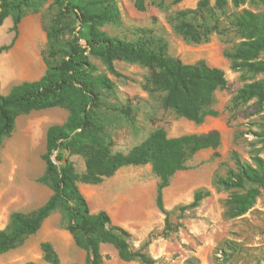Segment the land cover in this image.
I'll return each instance as SVG.
<instances>
[{"label":"trees","instance_id":"trees-1","mask_svg":"<svg viewBox=\"0 0 264 264\" xmlns=\"http://www.w3.org/2000/svg\"><path fill=\"white\" fill-rule=\"evenodd\" d=\"M47 0H0V26L12 17L13 43L19 36V28L29 13H39ZM183 0H172L178 4ZM246 0H198L193 9H183L169 15L174 32L187 43L205 44L213 34L219 33L221 20L216 11H225L230 3L240 7ZM264 7V0H254ZM139 10H144L145 0H137ZM159 7L167 9L165 0ZM64 13L72 14L80 28L74 29V37L64 40L59 27L47 32L51 58L62 57L59 63L47 62V71L38 81L15 86L8 95L0 93V147L15 130L16 119L49 108H63L69 112L65 123L53 125L47 133V151L43 155L45 173L38 182L48 186L53 194L48 201L29 212H14L9 225L0 230V255L22 246L36 234L44 222L59 211L66 230L75 244L86 251L82 264H104L102 245H112L124 262L157 264L146 251L151 240L139 250L132 248V234L122 226L113 224L106 211L92 213L88 199L79 184L97 186L112 178L123 167L150 165L158 178L156 205L165 215L163 236L174 232L170 222L171 212L165 208L164 191L170 187L179 172L188 169L187 163L200 151L217 149L221 135L213 130L203 134H186L169 137L163 128L153 131L140 145L128 153L115 150L113 130L119 124L120 113L127 114L129 108L117 106L111 101L115 96V84L106 73L97 74L90 61L95 56L103 61L107 71L122 77L115 62L139 63L150 69L146 78V89L164 94L163 106L178 117L197 125L209 116H217L214 109L216 94L227 88L225 72L210 66L205 60L186 64L168 54L166 40L151 30L136 40L128 41L109 36L102 30L106 25L118 26L122 17L116 0H66ZM226 22L245 39L229 57L232 68L243 75H264V12L244 9L230 14ZM85 41V45L81 42ZM10 46L0 48V53ZM238 102L247 103L256 99L264 105V78L246 83L237 93ZM264 140V130L260 135ZM85 160V170L79 173L65 152ZM55 156V161L53 159ZM235 168L226 176H217L215 184L220 189L231 191L226 202L225 214L238 218L247 214L256 204L264 190V159L254 156L252 163L243 162L233 153ZM211 196L207 189H198L193 201L181 210H195L201 202ZM223 256L230 258L239 253L238 243L225 242ZM44 260L50 264H61V259L50 242L41 244ZM229 252V253H228ZM196 259H189L193 264ZM26 264H35L28 262Z\"/></svg>","mask_w":264,"mask_h":264},{"label":"rangeland","instance_id":"rangeland-1","mask_svg":"<svg viewBox=\"0 0 264 264\" xmlns=\"http://www.w3.org/2000/svg\"><path fill=\"white\" fill-rule=\"evenodd\" d=\"M160 1L145 0L144 10H139L137 0H116L122 17L121 24L106 25L102 30L109 36L128 41L136 40L145 34L144 31L151 30L166 40L170 56L179 58L186 64L205 60L210 66L222 69L228 81L227 88L216 94L214 109L218 115L209 116L202 124L197 125L166 109L162 102L164 94L146 89V78L150 74L148 67L139 63L116 61L117 71L122 77H115L107 71L100 58L90 56L97 74H108L115 84V96L111 101L117 106L129 108L127 114L120 113L119 124L113 130L115 150L128 153L158 128L165 129L169 137L216 130L221 135V144L217 149L197 153L187 163L188 169L177 173L166 189L165 208L171 212L170 222L175 229L167 236L162 234L165 215L156 205L158 178L150 165L123 167L114 177L106 179L100 185L92 188L82 186L83 194L93 213L106 211L113 224L124 227L132 234L133 249L139 250L151 240L146 251L157 264H187L189 259H196L197 264H264V190L247 214L231 219L225 214L231 191L220 189L215 184L217 176L224 177L229 169L235 168L233 153H237L243 162L248 163H252L254 156L264 159V140L260 136L264 130V105L259 104L256 99L247 103L235 99L246 83L263 79L264 75L245 76L242 71L233 70L229 55L245 39L226 22V17L230 14L244 9L264 12V7L255 4L254 0H246L240 7L230 3L225 11H216L222 21V31L213 34L208 43L191 44L174 32L168 17L177 11L195 8L198 0H183L178 4L165 0L167 9L159 7ZM64 3L66 0H47L39 13H29L23 19L15 45L0 53V75L6 90L25 79V74L35 72L39 76L45 72L47 62L54 64L62 60L61 56L53 59L49 54L48 30L59 27L62 38L71 40L74 29H80L74 22V16L64 13ZM8 23L0 27L3 45L5 37H14L12 20L10 19V26H7ZM32 31L38 32L35 47L27 51L16 49L23 34L27 40L25 44L29 43L34 35ZM81 43L86 44L84 40ZM25 60L29 65L23 67ZM3 62L4 67L8 66V75L14 71L17 75L7 84L5 71L1 67ZM58 116L57 123L60 124L67 113L61 111ZM23 135L22 138L19 137L21 147L13 152L12 159L5 164V191L0 192V228L6 226L11 213H29L47 200L45 192L37 188V178L33 177L35 172L45 168L43 153L39 152V148L43 147V138L38 134H29L38 138L34 148L27 146ZM31 148L34 157L24 164L21 156ZM65 157L74 163L79 173L84 172L85 160L82 157L70 155L68 151L65 152ZM53 159L55 161V156ZM9 169L13 170V176L9 175ZM198 189L209 190L211 196L205 198L195 210H181L180 207L193 201ZM62 217V214L57 213L54 218L44 222L42 228L22 246L1 255L0 264H26L28 261L50 264L43 257V242L53 245L61 264L84 263L87 253L75 244ZM227 241L238 243L241 247L237 249L239 253L230 258L223 256L221 251ZM102 253L104 264H141L122 261L116 249L109 244L102 246Z\"/></svg>","mask_w":264,"mask_h":264},{"label":"crops","instance_id":"crops-1","mask_svg":"<svg viewBox=\"0 0 264 264\" xmlns=\"http://www.w3.org/2000/svg\"><path fill=\"white\" fill-rule=\"evenodd\" d=\"M10 19L12 20V27H13V19H12V17H9L5 21V24H6V22L7 23L9 22L8 23L9 25H7V26H10V24H11L10 23ZM22 23H23V21H22ZM2 26H0V27H2ZM19 30H20V28H19ZM32 32L34 33V35L31 38V40L29 41V43L25 44V41H27V40H25V38H24L25 34H23V36L17 42L16 49H22L23 51H27L30 48L32 49L33 47H35V45H36L35 42H36V37H37V33L38 32L37 31H32ZM14 36H15V33H14ZM13 39H14V37L12 39H9L8 37H5V45H3L4 44L3 43L4 42L3 41L4 38L0 37V46L3 47V46L12 45L11 46V48H12L15 45L16 41L18 40V38L16 39V41L14 43H13ZM47 42H48V39H47ZM4 65H5V63L3 62V65L1 67L5 71V84H7L8 81L10 82V80L12 78L16 77L17 75H16L15 71L12 72V74L8 75V71H7L8 70V66L4 67ZM27 65H29V62L27 60L23 61V67H25ZM46 71H47V69L45 70V72H43L39 76H37L35 72H33V73L30 72L29 74H25L24 75L25 79H23L21 82H17V83L12 84L9 90H6V85H4L3 80H2V76L0 75V93L3 94V95H8L11 92V90L17 85L23 84L25 82L38 81L45 75ZM61 111H63L65 114L67 113L66 118L63 120L62 123H60V124H63V123L66 122V120L68 118V115H69V112L66 109L59 108V107L49 108V109H45V110H41V111H33L30 114L20 115L16 119L15 130H14L13 134L11 135V137L7 138L4 141V143L2 144V146L0 147V192H4L5 191V164L8 162L9 159H12L13 152L16 151V149H19L21 147L20 146L21 142L19 140V137H21L20 135H22V133H24V132H28L29 131L30 133L32 132L33 134H38L39 136H41L43 138V147L39 148V150H40L39 152L43 153V155H44L46 153V151H47V133H48V130H49V128L51 126L59 124V123H57V121L59 119L58 114ZM29 129H31V130H29ZM38 131H39V133H38ZM45 169H46V164H45V168H43V170H41L39 172L38 171L35 172L33 177H36L37 180H39V178L44 175ZM9 170H10L9 171V175L13 176V174H14L13 170H11V169H9ZM82 186H84L86 188L94 187L93 185H86V184L80 183L79 187H80L81 191L83 190ZM37 188L45 192V194L47 195V200H46V202H47L48 199L50 198V196L53 194V191L48 186H46L44 184H41L39 182L37 183ZM165 191H164V194H165ZM44 204H42V205H44ZM57 213L61 214L59 211H57V212L53 213L47 220H51L52 218H54V216H56ZM11 215H12V213H11ZM11 215L9 216V219L7 220L6 226L0 228V230H4L9 225L10 220H11ZM28 262H33V261H28Z\"/></svg>","mask_w":264,"mask_h":264},{"label":"bare ground","instance_id":"bare-ground-1","mask_svg":"<svg viewBox=\"0 0 264 264\" xmlns=\"http://www.w3.org/2000/svg\"><path fill=\"white\" fill-rule=\"evenodd\" d=\"M36 128V127H35ZM29 130H31V129H29ZM25 133V132H24ZM32 133V132H31ZM36 133V132H35ZM38 133H39V131H38ZM30 134V132L28 131L27 132V134L25 133L24 135H23V140H24V142L27 144V146L28 147H30V146H33L34 148H36L35 147V144H36V142H37V139L35 138L36 136H34V135H29ZM21 136V135H20ZM37 137H38V135H37ZM22 138V137H21ZM41 141H42V138H41ZM41 143V142H40ZM14 146V145H13ZM23 149V148H22ZM33 148H31L30 150H28L27 152H25L24 154H23V156H21L22 158H23V162H24V164L26 163V162H28V160H31V159H33V157H34V153H33V150H32ZM22 162V163H23ZM26 167H27V165H26ZM24 168V167H23ZM22 171V170H21ZM23 172V171H22ZM20 173V172H19ZM26 173V172H25ZM25 173H23V174H25ZM27 173H28V170H27ZM22 174V175H23ZM144 208V207H143ZM142 208V209H143Z\"/></svg>","mask_w":264,"mask_h":264},{"label":"water","instance_id":"water-1","mask_svg":"<svg viewBox=\"0 0 264 264\" xmlns=\"http://www.w3.org/2000/svg\"><path fill=\"white\" fill-rule=\"evenodd\" d=\"M54 162H56V161H54Z\"/></svg>","mask_w":264,"mask_h":264}]
</instances>
